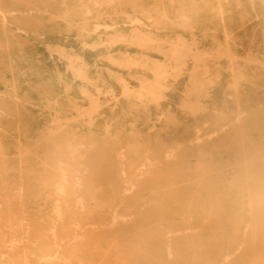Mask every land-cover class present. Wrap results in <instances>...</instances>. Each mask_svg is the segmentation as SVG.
I'll use <instances>...</instances> for the list:
<instances>
[{
    "label": "rangeland",
    "instance_id": "rangeland-1",
    "mask_svg": "<svg viewBox=\"0 0 264 264\" xmlns=\"http://www.w3.org/2000/svg\"><path fill=\"white\" fill-rule=\"evenodd\" d=\"M120 2L0 0L1 18L20 8H26L28 15V19L8 22L6 27L0 25V80L10 79L5 87L10 95L7 100L0 99V116L9 118L3 109L7 103L13 110H27L28 114L23 118L12 116L9 127L0 122V133L5 137L0 145L3 150L19 152L29 159L38 144L50 145L43 151L44 155L48 154L47 160L37 157L38 169L29 171L22 167L14 172L18 180L8 190V205L16 225L0 234V248H6L2 249L4 254L0 252V260L15 252L17 256L13 260L23 258L27 264H39L41 256L54 264H103V258L94 254V245L121 240L136 243L143 239L142 233L132 230V225L140 214H149L158 205L164 188L157 183L174 182L188 167L202 164L191 158L183 160L178 144L188 143L187 138L196 136L205 144L227 129L222 125L225 123L221 119L223 107L218 105L205 109L210 120L195 118L188 133L181 129L180 105L188 90L192 65L162 82L163 90L156 104L138 97L155 80L149 65L142 67L132 62L144 58L151 63L169 65L164 54L175 39L165 38L167 42L162 40L160 48L143 50L133 34L118 31V27L139 25L141 30L137 34L151 31L156 36L161 28L172 23L151 27L144 23H126L122 13H118ZM128 16L134 20L132 15ZM122 17L125 23L121 22ZM180 24L183 27L187 23ZM2 35H7L8 40L4 41ZM6 46L9 50H5ZM19 56L29 59L27 67L21 64ZM212 86V92L203 97L209 102L216 98L214 90L219 84ZM224 98L232 95L226 93L219 99ZM144 105L149 113L143 112ZM114 120H117L116 127L110 125ZM30 121L35 122L28 125ZM60 134H72V138L58 141ZM10 137L12 141L6 139ZM97 138L113 142V148L103 151ZM26 139H30L27 148L24 147ZM161 146L162 154L157 160L155 155ZM53 148H56L55 155ZM95 168L113 170L118 187L110 188L103 174L93 173ZM168 172L174 176L168 177ZM41 173L49 177L35 181ZM33 183L36 186L30 190ZM12 193L19 197L11 198ZM6 204L7 199L0 194V211L8 210ZM69 211H73L72 216ZM3 220L0 219V225L5 227L7 222ZM81 228L104 232L94 243L85 240L66 245L65 233ZM147 230L144 227L143 232ZM173 231L169 224L163 226V256L151 248L147 262L155 264L161 259L164 264L178 262L180 258L172 237L180 232ZM39 233L47 235L45 246L51 252L41 254ZM145 233V238H153L157 231ZM179 247L185 249L186 245L179 244ZM109 254L117 260L122 257L128 264L144 253L124 255L120 244L111 248ZM93 256L98 258L90 259Z\"/></svg>",
    "mask_w": 264,
    "mask_h": 264
},
{
    "label": "bare ground",
    "instance_id": "bare-ground-1",
    "mask_svg": "<svg viewBox=\"0 0 264 264\" xmlns=\"http://www.w3.org/2000/svg\"><path fill=\"white\" fill-rule=\"evenodd\" d=\"M120 7L118 13H122L126 23H144L150 27L172 23L169 27L161 28V33L156 36L151 31L137 34L141 30L139 25L118 27V31L133 34L143 50L160 48L162 44L159 43L165 38L175 39L164 54L169 65L151 63L144 58L132 62L142 67L149 65L147 67L155 80L154 85L146 92L137 94L138 97L144 98L146 103L156 104L163 90L162 82L172 75L176 76L185 66L192 65L188 90L180 105L183 112L181 129L188 133L191 120L195 118L210 120L206 110L212 105L223 107L221 119L225 123L222 125L227 129L219 137L209 138L205 144L200 142V136L187 138L185 141L188 143L177 142L180 143L178 150L183 160L191 158L202 164L188 167L179 177H175L174 182L157 183L164 188L159 194L158 205L150 209L149 214H140L132 225V230L142 233L143 239L136 243L122 240L99 243L94 245V254L103 258V264H126L122 257L117 260L114 255H108L111 248L121 244L124 255L144 253L128 264H150L147 256L151 255V248L156 249L157 255L163 256L162 228L169 224L174 233L180 232L172 237L174 250L180 258L176 264H264V0H121ZM11 12L0 17L1 26L28 19L26 8ZM128 15H132L134 20ZM123 20L122 17L121 22L125 23ZM180 23L187 24L182 27ZM197 33L205 36L197 37ZM2 37L4 41L8 40L7 35ZM5 48L9 50V46ZM19 60L24 67L28 66L26 56H19ZM9 80L7 77L0 80V99L7 100L10 95L5 90ZM213 83L219 86L214 90L216 98L209 102L203 97L205 93L212 92ZM226 93L232 98L220 100V96ZM145 106L143 112L149 113ZM3 109L9 118L0 116V122L6 127L10 126L12 116L23 118L28 115L27 110H13L8 103ZM116 121L110 122V125L116 127ZM34 122L27 124L33 125ZM64 137L72 138V134H60L58 141ZM4 138L0 133V142ZM6 139L13 140L11 137ZM97 139L103 151L111 150L114 146L113 142ZM29 141L26 139L25 148L29 147ZM49 146L41 147L38 144L29 159L19 152L3 150L0 145V194H3L4 200L7 199L8 208L7 211H0V219L5 218L3 221L7 222L5 227L4 224L0 225V234L16 225L8 205V190L18 180L14 172L22 167L29 171L38 169L37 157L43 156L47 160L48 154L44 155L43 151H47ZM53 149L55 155L56 148ZM162 149L161 146L155 155L157 160ZM93 170L95 174L104 175L102 179L109 182L110 188L118 187L113 170ZM167 176L172 177L174 173L168 172ZM48 177V174L41 173L34 180L40 182ZM35 186L33 183L30 190H34ZM14 197L19 195L12 193L11 198ZM68 213L69 216L73 215V211ZM144 227L148 230L143 232ZM154 229L157 234L153 238H145V232ZM101 230H69L65 233L68 238L66 245L85 240L88 243L99 241V235L104 232ZM38 236L41 254L51 252L45 246L48 244L47 235L39 233ZM179 244L186 245V248L182 249ZM2 249L6 248H0L4 254ZM16 256L15 252L10 253L0 260V264H27L23 258L22 261L13 260ZM44 257H40L39 264H54L43 260ZM164 263L161 259L155 264Z\"/></svg>",
    "mask_w": 264,
    "mask_h": 264
}]
</instances>
